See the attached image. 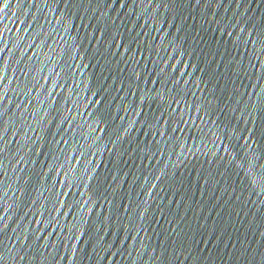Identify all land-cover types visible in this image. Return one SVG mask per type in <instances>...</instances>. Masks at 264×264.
I'll list each match as a JSON object with an SVG mask.
<instances>
[{
    "label": "water",
    "instance_id": "water-1",
    "mask_svg": "<svg viewBox=\"0 0 264 264\" xmlns=\"http://www.w3.org/2000/svg\"><path fill=\"white\" fill-rule=\"evenodd\" d=\"M0 264H264V0H0Z\"/></svg>",
    "mask_w": 264,
    "mask_h": 264
}]
</instances>
